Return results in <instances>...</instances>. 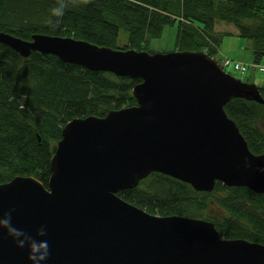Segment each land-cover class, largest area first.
Instances as JSON below:
<instances>
[{"label": "water", "instance_id": "obj_1", "mask_svg": "<svg viewBox=\"0 0 264 264\" xmlns=\"http://www.w3.org/2000/svg\"><path fill=\"white\" fill-rule=\"evenodd\" d=\"M0 44L27 58L55 55L90 71L139 78L136 104L73 118L50 160L48 187L32 176L0 184V209L35 235L46 226L45 264H264V244L223 237L213 222L158 216L117 193L153 172L211 192L216 182L264 193V152L253 153L224 106L264 104L259 88L223 70L203 51L153 53L75 39L0 31ZM248 162L251 166L245 167ZM27 249L0 241V264H29Z\"/></svg>", "mask_w": 264, "mask_h": 264}, {"label": "trees", "instance_id": "obj_2", "mask_svg": "<svg viewBox=\"0 0 264 264\" xmlns=\"http://www.w3.org/2000/svg\"><path fill=\"white\" fill-rule=\"evenodd\" d=\"M55 0H0V31L29 40L33 34L72 37L113 49L148 51L165 27H175L174 50L214 57L224 35L216 23L233 25L250 41L254 62L264 59V0H91L70 8L55 29L43 20ZM126 41L118 45L119 33ZM151 53V52H150ZM139 78L90 71L55 55L27 58L0 44V184L32 176L48 187L50 160L63 126L73 118L104 116L136 104ZM264 98V86L258 87ZM253 153L264 152V104L233 98L224 106ZM158 215L213 222L225 238L264 244V193L216 182L211 192L153 172L117 193ZM215 211V212H214Z\"/></svg>", "mask_w": 264, "mask_h": 264}, {"label": "clouds", "instance_id": "obj_3", "mask_svg": "<svg viewBox=\"0 0 264 264\" xmlns=\"http://www.w3.org/2000/svg\"><path fill=\"white\" fill-rule=\"evenodd\" d=\"M90 2L91 0H55V4L49 8L48 16L43 20V23L55 29L70 8L87 6ZM250 166L248 162L245 163V167ZM259 171L264 173V168H260ZM14 211V208L7 212L0 209V241L8 238L12 240L17 249L26 248L29 264H45L50 256V245L45 239L47 236L46 226L41 225L37 228L33 236L13 223Z\"/></svg>", "mask_w": 264, "mask_h": 264}, {"label": "rangeland", "instance_id": "obj_4", "mask_svg": "<svg viewBox=\"0 0 264 264\" xmlns=\"http://www.w3.org/2000/svg\"><path fill=\"white\" fill-rule=\"evenodd\" d=\"M218 30L226 33H232V31H235V28L233 25H228L223 22H218ZM174 38H175V27H165L161 37L158 39H152L150 40L148 44V50L153 53H162V52H170L174 50ZM223 40L221 41V48L216 52L214 57L216 60H218L223 55H228L232 57L233 60H236L233 55L234 52L230 50H234L237 46L238 41L248 42V40L238 37V36H232L227 35L223 36ZM126 33L124 31H121L119 33V40L118 45L124 44L126 41ZM251 52V50H250ZM232 53V54H231ZM221 54V55H219ZM237 61V60H236ZM261 64L264 65V59H262ZM237 78H240L241 80H244L249 83L255 84L257 87H263L264 86V74L259 73L254 70H249L243 75H235ZM215 212V211H214Z\"/></svg>", "mask_w": 264, "mask_h": 264}, {"label": "built area", "instance_id": "obj_5", "mask_svg": "<svg viewBox=\"0 0 264 264\" xmlns=\"http://www.w3.org/2000/svg\"><path fill=\"white\" fill-rule=\"evenodd\" d=\"M218 65L232 75H243L249 70L264 74V65L259 62L243 63L223 55L217 60Z\"/></svg>", "mask_w": 264, "mask_h": 264}, {"label": "crops", "instance_id": "obj_6", "mask_svg": "<svg viewBox=\"0 0 264 264\" xmlns=\"http://www.w3.org/2000/svg\"><path fill=\"white\" fill-rule=\"evenodd\" d=\"M216 30L217 31H220V30H218L217 29V27H218V23H216ZM222 32V31H221ZM229 35H232V36H238L237 34H236V30L235 31H232V33H230ZM225 36H227V35H225ZM239 37V36H238ZM224 38H222V40H223ZM221 40V41H222ZM221 41H220V44H221ZM219 44V46H218V50L221 48V46L222 45H220ZM250 50H251V48H250V41L248 40V42H243V41H238L237 42V46H236V48L234 49V50H230V51H233L234 52V55H233V57L236 59V60H238V61H240V62H243V63H252L253 61H254V58H253V55H252V52H250ZM232 54V53H231ZM219 55H221V54H219ZM225 56H227V57H230V56H228V55H226L225 54ZM230 58H232V57H230ZM261 63V62H260Z\"/></svg>", "mask_w": 264, "mask_h": 264}]
</instances>
